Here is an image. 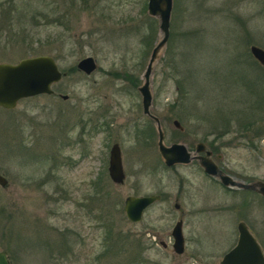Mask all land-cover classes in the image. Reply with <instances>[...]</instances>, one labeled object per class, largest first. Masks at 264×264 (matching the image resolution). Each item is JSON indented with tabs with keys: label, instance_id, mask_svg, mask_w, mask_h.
Masks as SVG:
<instances>
[{
	"label": "rangeland",
	"instance_id": "374dc122",
	"mask_svg": "<svg viewBox=\"0 0 264 264\" xmlns=\"http://www.w3.org/2000/svg\"><path fill=\"white\" fill-rule=\"evenodd\" d=\"M146 2L0 0V62L46 54L66 73L54 94L0 108V250L10 264H217L239 221L264 253V198L221 186L195 160L165 167L157 152L137 91L160 38ZM251 45L264 50V0H171L148 80L164 144L194 151L201 142L243 183L264 181V69ZM86 56L96 63L88 74L75 66ZM251 114L259 121L247 129L240 117ZM114 142L119 185L107 175ZM148 194L159 200L128 221L124 197ZM178 220L179 254L170 236Z\"/></svg>",
	"mask_w": 264,
	"mask_h": 264
},
{
	"label": "water",
	"instance_id": "95a60500",
	"mask_svg": "<svg viewBox=\"0 0 264 264\" xmlns=\"http://www.w3.org/2000/svg\"><path fill=\"white\" fill-rule=\"evenodd\" d=\"M170 10L171 0H147L146 2L147 14L155 17L158 21L160 38L150 50L142 73V82L137 86L141 111L154 123L157 136L156 149L163 164L171 166L176 163L187 164L192 160H196L203 173L215 177L221 186L252 190L264 198V181L243 183L234 180L217 167L210 157L211 152L205 149L203 143L198 142L194 147V151H189L182 143L164 144L163 131L159 120L149 110L151 94L148 80L152 64L169 36ZM249 51L257 61L264 64L263 49L251 45ZM75 66L78 71L88 74L96 68V63L91 56H86L79 59ZM64 75L65 72L58 69L55 60L46 54L24 57L15 63L0 62V108L12 110L17 102L23 98L40 94H53L52 85L57 83ZM66 97V95H61L62 99H66ZM173 126L181 129L176 120H173ZM200 152H203V154H197ZM107 175L111 182L116 185L123 182L124 173L117 143H113L109 148ZM6 184L5 177L0 174V187H4ZM158 199V194L127 195L123 199L125 218L132 223L140 221L145 208ZM236 232L237 237L234 245L221 256L217 264H264L262 251L243 222H237ZM170 236L173 251L178 254L181 253L183 251V236L180 220L176 221L171 228ZM0 264H10L5 252L2 250H0Z\"/></svg>",
	"mask_w": 264,
	"mask_h": 264
},
{
	"label": "flooded vegetation",
	"instance_id": "af4514ba",
	"mask_svg": "<svg viewBox=\"0 0 264 264\" xmlns=\"http://www.w3.org/2000/svg\"><path fill=\"white\" fill-rule=\"evenodd\" d=\"M260 48V47H259ZM262 49V48H261ZM252 58L254 59L253 61H254V64H256L257 66H260L262 69H264V64H261L259 61H257L253 56H252ZM66 74V73H65ZM54 94V93H53ZM256 109H257V111L259 112V114L262 116L263 115V113H264V107L262 108L259 104H256ZM146 116V115H145ZM147 117V116H146ZM262 118V117H261ZM264 118V117H263ZM263 121H264V119H263ZM115 143V142H114ZM113 144V143H112ZM111 144V145H112ZM120 150V149H119ZM211 150H212V147H211ZM109 152V151H108ZM211 152V151H210ZM197 154H203V152H200V153H197ZM196 161V160H195ZM191 162H189V163H187V164H178V163H176V164H173V165H171V166H165V167H173V166H175V165H188V164H190ZM196 163H197V161H196ZM121 164H122V162H121ZM198 164V163H197ZM199 166V165H198ZM200 167V166H199ZM219 169H221V167L220 166H217ZM201 168V167H200ZM123 169V168H122ZM201 170H202V168H201ZM222 170V169H221ZM203 172V171H202ZM222 172H223V170H222ZM123 173H124V171H123ZM225 173V172H224ZM204 174V173H203ZM225 174H227V173H225ZM205 176H207V177H211V178H214V179H216L215 177H213V176H208V175H206V174H204ZM228 175V174H227ZM228 176H230V175H228ZM231 177V176H230ZM232 178V177H231ZM124 179V178H123ZM217 180V179H216ZM218 181V180H217ZM159 196V195H158ZM160 197V196H159ZM159 200V199H158ZM158 200H156V201H158ZM155 201V202H156ZM153 204V203H152ZM151 205V204H150ZM149 205V206H150ZM148 206V207H149ZM177 207H178V205H177ZM146 209V208H145ZM144 212V211H143ZM143 214V213H142ZM142 218V217H141ZM181 221V220H180ZM240 222V221H239ZM241 222H243V221H241ZM244 223V222H243ZM245 224V223H244ZM181 225H182V222H181ZM246 225V224H245ZM246 227L248 228V226L246 225ZM248 230H249V228H248ZM249 232L251 233V235L253 236V238L256 240V242L258 243V245H259V247H260V249H261V251H262V254H263V258H264V253H263V250H262V248H261V245H260V243L257 241V239L254 237V235L252 234V232L249 230ZM237 237V236H236ZM236 241V240H235ZM163 246H164V244H162ZM234 245V244H233ZM232 245V246H233ZM231 246V247H232ZM183 247H184V240H183ZM230 247V248H231ZM171 248H172V244H171ZM173 250V249H172ZM183 252V251H182ZM225 253V252H224ZM223 253V254H224ZM222 254V255H223Z\"/></svg>",
	"mask_w": 264,
	"mask_h": 264
},
{
	"label": "trees",
	"instance_id": "16d2710c",
	"mask_svg": "<svg viewBox=\"0 0 264 264\" xmlns=\"http://www.w3.org/2000/svg\"><path fill=\"white\" fill-rule=\"evenodd\" d=\"M149 29H150V31L152 32V30H151V26H149ZM145 38H148V36L145 37ZM149 42H150V41L148 40V43H149ZM253 108H254V107H253ZM253 114H254V113H253ZM253 114H251V115L248 116V117H243V116L240 117L241 120H242V123L245 124V126H247V129L250 128L251 126H253L254 123H257V121H259V119L254 118ZM251 117H253L252 120H251ZM238 119H239V118H238ZM254 120H255V121H254ZM256 120H257V121H256ZM230 122H231V120H228L227 123H230ZM147 130H151V127H149L148 129H145L146 134H148V131H147Z\"/></svg>",
	"mask_w": 264,
	"mask_h": 264
}]
</instances>
